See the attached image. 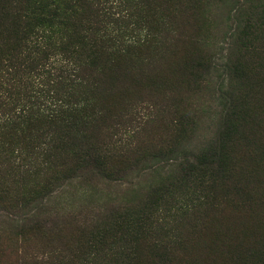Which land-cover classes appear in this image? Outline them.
Returning a JSON list of instances; mask_svg holds the SVG:
<instances>
[{
    "label": "rangeland",
    "instance_id": "374dc122",
    "mask_svg": "<svg viewBox=\"0 0 264 264\" xmlns=\"http://www.w3.org/2000/svg\"><path fill=\"white\" fill-rule=\"evenodd\" d=\"M228 1L133 0L117 7L119 0L112 1L111 27H121L113 18L127 12V30L145 41L134 54L103 60L101 84L91 92L105 108L102 157L111 171L44 156L58 178L40 212L0 206V233L12 220L25 227L18 246L0 252V264H29L20 258L21 248L27 254L56 245L45 244L48 238L31 227L33 220L104 221L141 208L154 189L159 217L177 216L168 225L169 237L155 229V238H180L181 258L193 264H264V52L240 56L245 17ZM256 4L260 9L264 0ZM10 38L0 17L6 54ZM195 61L200 71L190 69ZM5 63L0 58L1 71L9 70ZM239 63L246 76L238 80ZM66 229L61 232L71 244L75 234Z\"/></svg>",
    "mask_w": 264,
    "mask_h": 264
},
{
    "label": "trees",
    "instance_id": "16d2710c",
    "mask_svg": "<svg viewBox=\"0 0 264 264\" xmlns=\"http://www.w3.org/2000/svg\"><path fill=\"white\" fill-rule=\"evenodd\" d=\"M112 1L4 0L0 3V17L11 32L8 42L12 44L6 54L5 40L0 41V58L9 68L0 69V206L3 209L33 206L40 212L42 199L58 178L48 170L44 156H66L76 163H89L98 172L110 173L102 157L103 139H107L101 119L105 108L92 93L101 84L103 60L114 62L134 54L145 41L144 35L127 30L124 24L127 12L113 18L121 27H111V17L115 16L110 12ZM123 1L115 3L116 7ZM228 2L245 17L240 56L252 55L255 50L264 52V7L259 9L257 0ZM57 50V54L53 52ZM196 66L199 71L203 67L195 61L190 69ZM245 70L239 63L235 71L238 80L246 76ZM226 98L231 101L233 95ZM152 192V200L141 208L115 213L88 225L71 223L68 219L56 225L33 220L31 227L47 236L45 244L56 242V245L50 250L27 254L21 248L20 258L23 254L29 264H193L176 252L182 244L180 238L166 240L168 225L177 216L159 217L155 210V189ZM24 228L12 220L0 233V252L8 246H18ZM62 229L75 234L71 244L66 242ZM155 229L167 238L156 239ZM53 232L56 235L51 237ZM142 246L147 250L145 258L140 254Z\"/></svg>",
    "mask_w": 264,
    "mask_h": 264
}]
</instances>
